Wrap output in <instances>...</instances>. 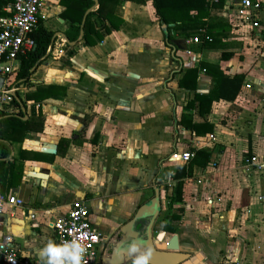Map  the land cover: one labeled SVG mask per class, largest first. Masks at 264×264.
I'll list each match as a JSON object with an SVG mask.
<instances>
[{"label":"crops","instance_id":"0c3cea01","mask_svg":"<svg viewBox=\"0 0 264 264\" xmlns=\"http://www.w3.org/2000/svg\"><path fill=\"white\" fill-rule=\"evenodd\" d=\"M60 1L45 0L40 21L54 32L51 47L65 42L64 54L48 55L29 82L63 90L35 104L42 125L32 126L22 143L1 142L8 156L2 159L0 148V192L18 196L24 207H7L0 215V237L13 238L20 258L48 264L42 252L55 242L51 225L82 202L93 226L118 243L122 226L161 188L153 239L160 235L161 244L176 235L186 255L182 264H264V175L243 168L244 159L264 158V0H250L260 4L257 29L253 18L237 15L242 0H207L203 28L183 31L158 21L151 0L125 1L114 10L122 20L117 31L107 22L110 32L101 31L102 42L89 46L80 37L81 23L79 41L71 47ZM93 1L85 16L96 8ZM207 33L214 39L205 41ZM223 53L230 57L223 61ZM212 67L219 68L214 77ZM192 68L199 69L196 86L181 88ZM219 75L244 76L236 98L189 106L195 96H209ZM23 84L27 90L29 83ZM176 151H203L209 161L171 162ZM12 167L20 179L9 188L16 180L10 178ZM170 170L181 186L178 202L177 188L166 200L163 181ZM164 223L175 232L164 231ZM119 257L135 259L125 250Z\"/></svg>","mask_w":264,"mask_h":264},{"label":"trees","instance_id":"16d2710c","mask_svg":"<svg viewBox=\"0 0 264 264\" xmlns=\"http://www.w3.org/2000/svg\"><path fill=\"white\" fill-rule=\"evenodd\" d=\"M97 6L93 11H90L86 16V12L94 7L95 2L93 0H61L60 4L64 7L62 12V18L69 22V28L64 33V37L68 43H78L80 26L82 20L85 18L83 25L82 42H85L89 46L99 44L103 40L101 31L106 33L110 32V29L106 26L108 22L111 25L113 31H117L122 23V20L114 15V10L117 6L123 2H133L143 4V0H96ZM155 15L158 21L170 24L173 23L178 30H188L193 28H203L204 24L202 18L208 17L207 9L209 3L207 0H151ZM192 14L193 17H192ZM199 21V23H198ZM264 41V29L261 31ZM188 37L186 34L185 38ZM31 38L35 43V47L27 52L25 55L19 57V69L17 73L18 81H25L29 83L26 92L23 97H17L22 106L26 109V103L31 104V114L28 120H23V110L20 107L17 100H14L13 105L18 107L16 114H2L0 115V148L1 158L4 159L8 156L6 146L1 142L9 143H22L26 138V133L30 132L32 126L42 125V114L39 110L36 112L35 104H41L44 101L58 95V90H63L59 87L52 85H44L42 83H30L29 78L35 72V70L44 62L47 56V50L52 44L54 38V32L50 31L39 21L37 29L31 34ZM205 41L213 40L214 35L207 33L204 35ZM208 43V42H207ZM209 44V43H208ZM229 55L222 54V60H227ZM203 66H206L203 64ZM210 68V67H209ZM34 71L32 72V70ZM198 68L188 69L184 74L179 85L182 87L187 86L189 90L194 89L196 86V75ZM219 70L218 67H212L209 73L214 77ZM244 76L238 75L233 78L224 77L219 75L215 78V87L210 92L209 96H195L189 106L198 101L203 104L207 101L208 105L215 100H228L233 101L238 95ZM184 81L187 83L185 84ZM185 118V116H183ZM189 129L194 134H198V128L195 125H190ZM209 132L212 131L210 128ZM25 151L20 150V155H23ZM209 153L199 151L195 152L193 159L190 162L196 161V159L203 157L202 166L206 165L209 161ZM12 167L10 170V178H16L15 183L9 182V188L15 187L20 179V171L17 168ZM4 170V162H0V183L2 181ZM175 177V176H174ZM181 186L178 185L177 192L174 196L175 201H180ZM179 217L174 218L178 221ZM163 230L169 233H174V226H168L166 223L163 225Z\"/></svg>","mask_w":264,"mask_h":264},{"label":"built area","instance_id":"2783aa9c","mask_svg":"<svg viewBox=\"0 0 264 264\" xmlns=\"http://www.w3.org/2000/svg\"><path fill=\"white\" fill-rule=\"evenodd\" d=\"M44 5L45 0H0V115L16 114L18 111L13 102L26 90L23 81L16 78L19 57L35 47L31 34L37 29L39 21L44 19L42 15ZM259 11V2L242 0L236 13L239 17L254 19ZM252 27L259 28L256 19ZM64 47V41L58 46L54 44L48 48L47 54L52 59H59L64 54ZM193 157L192 152L176 151L171 154L170 159L171 162L187 164ZM243 168L246 172L252 170L264 175V158L244 159ZM174 176L175 172L170 170L163 181L164 188L171 193L177 188ZM7 207L21 209L24 202L14 194L0 192V215ZM30 218L34 219L35 214L30 215ZM51 226L55 233L54 245L63 246L65 243L71 244L76 241L85 249L81 264H94L105 236L91 223L87 206L82 202L74 203L68 213L55 220ZM18 253L11 236L0 237V264H42L38 260L20 258Z\"/></svg>","mask_w":264,"mask_h":264},{"label":"water","instance_id":"95a60500","mask_svg":"<svg viewBox=\"0 0 264 264\" xmlns=\"http://www.w3.org/2000/svg\"><path fill=\"white\" fill-rule=\"evenodd\" d=\"M164 32L167 36V29L165 26ZM80 37H82V32ZM68 44L70 47L73 46V43ZM170 45L182 51L187 50L184 44L181 47L177 41H171ZM33 71L34 69L32 72ZM16 100L24 111L21 102L18 98H16ZM161 190V188H155L153 197L141 205L134 213L132 219L125 223L120 229L121 237L119 238L117 246L118 248H124L126 255H128V257L135 256V259L130 257L129 261L123 262L122 258L114 253L107 261H104L103 264H135L136 259L147 256L150 252L151 258L148 264H182L185 261L184 256L186 255L181 252L176 235H173L168 242L161 244H158V242L162 240L160 235H158L157 240L153 239L152 229L161 214Z\"/></svg>","mask_w":264,"mask_h":264},{"label":"clouds","instance_id":"9594fccd","mask_svg":"<svg viewBox=\"0 0 264 264\" xmlns=\"http://www.w3.org/2000/svg\"><path fill=\"white\" fill-rule=\"evenodd\" d=\"M84 251V247L76 241L71 244L65 243L63 246H56L50 241L42 255L49 257L48 264H81ZM150 258L151 252L136 259L135 264H148Z\"/></svg>","mask_w":264,"mask_h":264},{"label":"flooded vegetation","instance_id":"af4514ba","mask_svg":"<svg viewBox=\"0 0 264 264\" xmlns=\"http://www.w3.org/2000/svg\"><path fill=\"white\" fill-rule=\"evenodd\" d=\"M111 240H112V238H106L105 237V240H104L103 246H102V251H101L100 255H98L95 262L99 261V264H103V262L107 261L108 258L110 256H112L114 253L120 255L122 253V251H124V248H121V247L118 248L117 241H111ZM118 241H119V238H118ZM103 254L106 255L105 258H104V256H102Z\"/></svg>","mask_w":264,"mask_h":264},{"label":"rangeland","instance_id":"374dc122","mask_svg":"<svg viewBox=\"0 0 264 264\" xmlns=\"http://www.w3.org/2000/svg\"><path fill=\"white\" fill-rule=\"evenodd\" d=\"M165 190H166V188H165ZM167 191V193H168V196H170V197H168L167 196V193H165V195L168 197L166 200L168 201L169 199H172V195H170V193H171V191L169 192V190H166ZM172 194V193H171ZM153 196V194L151 195V197ZM164 199V198H163ZM164 201V200H163Z\"/></svg>","mask_w":264,"mask_h":264}]
</instances>
